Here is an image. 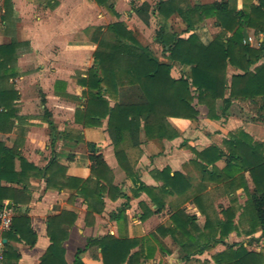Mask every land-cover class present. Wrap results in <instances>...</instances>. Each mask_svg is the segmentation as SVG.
Returning a JSON list of instances; mask_svg holds the SVG:
<instances>
[{
  "label": "trees",
  "instance_id": "1",
  "mask_svg": "<svg viewBox=\"0 0 264 264\" xmlns=\"http://www.w3.org/2000/svg\"><path fill=\"white\" fill-rule=\"evenodd\" d=\"M93 1L98 6L112 9L108 0ZM10 8V0H4L5 13L1 20H5ZM131 10L146 26H149L151 18L160 19L155 42L161 46L167 62H160L148 46L142 45L137 32L125 22L96 28L91 35V41L97 46L93 53V66L85 77L77 80L83 88L84 101L80 103L82 108L75 112V120L84 127H100L101 122L107 119L106 131L115 158L133 185V196L145 193L156 210L160 211L164 207L161 197L183 196L191 188L189 179L180 172L170 175V169L164 168L158 173L163 183L158 195L154 188L138 179L128 161L127 150L148 141L178 138V131L167 119L195 121L199 112L193 104L194 100L207 108L208 118L216 120L229 116L235 108L242 113L243 109L238 108V103L248 101L256 106L254 114L240 119L264 126V0H259L257 5L244 4L241 10H237L235 2L231 0L185 9L180 7L178 0H158L153 6L147 2L132 5ZM174 14L182 19L186 32L194 31L206 18H214L221 31L206 45L195 34L182 38L181 34L168 27V20ZM244 29H252L256 36L263 37L258 49L245 43ZM18 47L19 44L14 41L0 45V133L12 132L16 127L15 107L19 93L10 79L17 74ZM174 64L189 67V70L175 79L171 75ZM229 66L240 73L233 74L229 79ZM45 114L49 113L45 110ZM48 127L52 136L55 127L49 119ZM224 146L225 150L217 145L202 151L190 148L195 156L192 163L202 182L221 187L228 194L242 189L247 200L244 206H240L235 198L231 199V206L215 220L201 210L206 217L205 226L210 229L214 239L218 236L215 243L224 241L234 231L240 234L239 229L245 227L242 233L250 237L248 242L252 243L257 241L253 238L257 232L264 238V157L246 135H230L224 141ZM19 149L20 143L16 142L10 149L0 141V208L6 200L14 206L18 205L30 178H44L47 187H53V176L62 170L54 160L44 169H39L28 163ZM89 160L93 186L91 180L67 178L66 182L74 183V189L84 198L88 215H91V212H102L104 195L110 199L126 196L112 185L111 172L101 155L92 154ZM220 160L225 161L222 169L215 166ZM16 161L19 162V170L15 168ZM245 173L253 182V191L247 186ZM3 182L19 188L5 186ZM128 208L129 204L124 203L110 214V219L120 225L125 220ZM240 210L242 212L235 224L236 213ZM149 215L151 211L146 210L141 220H146ZM67 216L72 217L69 224L72 225L76 218L72 214L63 213L59 219ZM59 219H48L51 245L39 264H67L62 247L68 236L67 231L59 236L55 229H51V225ZM14 223L12 218L4 238L15 230ZM196 230L195 218L182 209L171 215L168 227L158 229L161 235L172 237L187 259L209 249L207 245H196L193 236ZM3 245L5 257L6 243ZM225 247L224 251L211 257L213 264H264V254L261 252L251 251L242 244H225ZM87 250L99 251L97 257L102 264H140L141 259H150L153 252V248L145 245L144 239L105 235L87 239L84 250H77L73 264H85L79 256Z\"/></svg>",
  "mask_w": 264,
  "mask_h": 264
},
{
  "label": "crops",
  "instance_id": "2",
  "mask_svg": "<svg viewBox=\"0 0 264 264\" xmlns=\"http://www.w3.org/2000/svg\"><path fill=\"white\" fill-rule=\"evenodd\" d=\"M34 1L23 0L26 5V11L23 12L20 11L22 8L18 11L16 0H10L9 13L14 12L17 18L26 24L19 29L22 33H17L16 40H12V35L0 33V45L12 41L19 44L16 50L17 74L15 78L10 79V83H14L19 93V100L16 101L15 107L17 110L14 120L16 127L12 132L0 133V141L10 149L15 146L16 142L20 143L19 150L23 158L39 169H44L50 161L54 160L62 170L53 176V187H47L44 178L32 177L18 205L14 206L8 200L4 201L3 204L13 210L14 227L17 232L14 230L7 238L3 236V242L6 243L3 263L39 264L51 245L48 236V219H59L63 213L76 217L72 225H69L72 217L67 216L65 219L55 221L51 229H55L59 236L63 231H67L68 236L62 243L67 264L74 263L77 250H84L87 239L105 235L116 238L144 239L145 245L153 248V252L150 259H141L140 264H200L199 261H203L204 253L211 249L216 251L215 254L222 252L226 248L225 244H242L258 253L259 251L251 248L256 241L250 243L243 239L242 230L245 227L239 229L240 234L234 231L224 241L214 242L218 236L214 239L210 229L205 226L206 217L201 210L215 219L221 217V212L231 206V199L235 198L237 205L244 206L247 197L242 189L228 194L221 187L202 182L199 172L197 170L196 174L194 172L196 168L194 169L192 162L195 156L190 148L202 151L206 147L217 145L225 150L224 141L230 135L236 137L246 135L248 141L264 157V126L244 122L230 115L217 120L210 119L207 108L197 104V100H194L193 104L199 112L195 121L181 118L167 119L169 124L178 131V138L171 141L166 139L148 141L137 147L129 148L127 157L132 170L143 184L154 188L158 195H160L159 188L163 184L158 173L166 167L170 169V175L173 172H180L190 181L191 188L186 194L180 197L163 195L161 200L164 207L160 211L156 210V206L145 193L133 196V185L115 158L113 145L106 131L107 119L101 122L100 127H84L75 120V112L82 108L80 103L84 101L83 88L78 85L77 80L85 77L87 71L93 66V53L97 47L91 41V35L96 28L106 27L115 22H125L129 25L130 16L127 15L128 19L125 20L113 5H111L112 9H108L98 6L93 0H50L42 6L39 16L34 14L33 19H25L24 13H29L30 8L32 13L33 8L37 7ZM219 1L221 0H178L180 7L184 9ZM231 1L235 2L237 10H241L244 4L257 5L259 2V0ZM121 2L124 3L125 0ZM142 2H147L152 6L155 4L152 0ZM132 5L135 4L132 3ZM101 11L106 15L110 12L113 17L110 15L108 17L114 18V21L107 25L99 22L103 17L97 14ZM130 12L135 15L132 10ZM4 13L2 9V16ZM168 21L178 22L180 26L178 33L182 38L195 34L204 45L210 43L221 31L216 26L214 18L204 19L201 25L190 32L185 31L186 26L177 14H174ZM5 23L6 20H1V24L5 25ZM211 24L212 27H210ZM243 31L247 35L249 43L247 45L258 49L263 37L256 36L252 29ZM82 32H86L89 38L85 37L86 33L82 34ZM155 45L156 52L159 51V53L150 50L160 62L166 63L167 59L162 55L161 46L156 42ZM188 70L189 67L174 64L171 75L178 79ZM237 73L240 71L231 66L228 67L229 79ZM34 85L40 89L38 96L29 92L34 90ZM45 110L49 114L46 115ZM40 111H43V117L38 118L36 115ZM48 119L55 127L52 136L48 127ZM92 154L102 156L111 172L109 177L112 185L118 188L127 199L121 197L110 199L104 195L102 212H91V215H88L84 198L76 192L74 183H68L66 180L67 178L91 180L93 186L94 177L90 172L91 162L89 160ZM215 166L222 169L225 161L220 160L215 163ZM15 168L19 170L18 161L15 162ZM244 176L249 190L253 191L254 186L249 174L245 173ZM2 184L19 188L6 182ZM214 192H220L221 196L215 198ZM126 202L129 208L125 212V220L118 225L109 216ZM178 209L184 210L187 215L195 218L197 230L193 232V236L196 239V245L209 246L207 251L187 259L170 235L163 236L159 233V228L169 226L171 215ZM146 210L151 211V215L142 221L141 216ZM241 212V210L237 211L235 224ZM98 253L99 251L87 250L79 257L85 264H102L97 257ZM206 259L209 261L208 264H213L211 257Z\"/></svg>",
  "mask_w": 264,
  "mask_h": 264
},
{
  "label": "rangeland",
  "instance_id": "3",
  "mask_svg": "<svg viewBox=\"0 0 264 264\" xmlns=\"http://www.w3.org/2000/svg\"><path fill=\"white\" fill-rule=\"evenodd\" d=\"M142 1H144V0H125V2L122 3L121 0H108V3L110 5H113L115 7V9L118 11L119 15L122 16L125 20L128 19L127 15L130 16L131 20H128V24H129L128 26H130L131 29H133L137 32V38H138L139 42L145 46H148L152 51L155 50V52H156V45L154 42V38H155V33L159 28V24L161 23L160 19H158L157 17H153L150 19L149 26H146L139 20V18L136 15H133L130 12L131 8H132V3L135 5H139V4H141ZM155 1L156 0H152V3H155ZM48 2H50V0H35L34 3L37 5V7L33 8L32 13H31V8H30L29 13L25 12L26 14L24 13L23 17H25V19L30 20V19H33L34 14L35 15L38 14V16H39L40 15V9H42V6ZM15 4L18 8V11L21 8H22V10H20V11H23V12L26 11V5H24L23 0H16ZM2 9H4V0H0V17L2 16ZM102 10H104V8ZM97 15H102L103 18L100 19L99 22H101L103 25H107L108 23H111L112 21H114V18L110 19L108 17V15L112 16V14L110 12H108V15H106L103 11H101ZM23 17H21V19ZM5 20H6V23L4 25V24H1V19H0V33L2 32V33H5L6 35H9V36L12 35L13 36L12 40H16V37H17L16 35H17V33L20 32L19 29H22L21 26L23 24H26V23L20 21L17 18V15L14 14V12H13V14L7 13ZM168 27L177 31V32L180 31V26L178 25V22H176V21H168ZM210 27H212V24ZM20 33H22V32H20ZM83 33L84 32H82V34ZM14 34H15V36H14ZM84 36L89 38L87 33ZM156 53H159V51H157ZM33 89L34 90H31L29 92L31 94L38 96V94L40 92L39 91L40 89H38V86L34 85ZM240 107L243 109L242 113H239V109L235 108V109H233L234 113L233 112L230 113V116L232 118L240 119L241 117L243 118V117H246L248 115L250 116V115L254 114L253 111H254V108H256V106H253L251 103H248V102L238 103V108H240ZM34 112H36V110ZM42 114H43V111H40V112H38V115H36V116H38V118H41V117H43ZM214 128L216 129V127H214ZM229 134H232V133L229 132ZM227 136H228V134H227ZM216 140H219V139H216ZM194 169H195V166H194ZM195 171H196V169L194 170V172ZM196 172H195V174H196ZM214 196H215V198H217V197H220L221 194H220V192H214ZM211 218H213V217L211 216ZM213 220H215V219H213ZM253 238H255L257 241L253 245V247H251V248L264 254V239H262L260 237V232H257L256 234H254ZM243 239L249 240L250 237L244 236ZM215 252L216 251L211 249V251H207V253H204L202 255L204 257L203 261L202 262L199 261L200 264H208L209 261L206 258L212 257V255L215 254Z\"/></svg>",
  "mask_w": 264,
  "mask_h": 264
},
{
  "label": "built area",
  "instance_id": "4",
  "mask_svg": "<svg viewBox=\"0 0 264 264\" xmlns=\"http://www.w3.org/2000/svg\"><path fill=\"white\" fill-rule=\"evenodd\" d=\"M13 218V210L11 207L4 205L0 208V264H3V233L10 228Z\"/></svg>",
  "mask_w": 264,
  "mask_h": 264
},
{
  "label": "water",
  "instance_id": "5",
  "mask_svg": "<svg viewBox=\"0 0 264 264\" xmlns=\"http://www.w3.org/2000/svg\"><path fill=\"white\" fill-rule=\"evenodd\" d=\"M243 37H244V40H245L246 44H249L245 31H243ZM92 149H93V147H92Z\"/></svg>",
  "mask_w": 264,
  "mask_h": 264
}]
</instances>
